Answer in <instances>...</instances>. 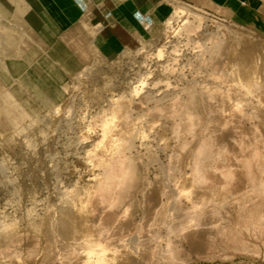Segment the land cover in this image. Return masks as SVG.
Returning <instances> with one entry per match:
<instances>
[{"label": "rangeland", "instance_id": "rangeland-1", "mask_svg": "<svg viewBox=\"0 0 264 264\" xmlns=\"http://www.w3.org/2000/svg\"><path fill=\"white\" fill-rule=\"evenodd\" d=\"M263 67V36L175 3L158 38L88 64L49 109L0 88V264H264V239L248 231L264 214V163L233 142L256 136L264 151ZM101 183L116 190L110 205ZM244 202L257 204L251 226Z\"/></svg>", "mask_w": 264, "mask_h": 264}, {"label": "crops", "instance_id": "crops-1", "mask_svg": "<svg viewBox=\"0 0 264 264\" xmlns=\"http://www.w3.org/2000/svg\"><path fill=\"white\" fill-rule=\"evenodd\" d=\"M175 3L264 37V0H0V88L25 110L49 109L88 64L158 38Z\"/></svg>", "mask_w": 264, "mask_h": 264}, {"label": "bare ground", "instance_id": "bare-ground-1", "mask_svg": "<svg viewBox=\"0 0 264 264\" xmlns=\"http://www.w3.org/2000/svg\"><path fill=\"white\" fill-rule=\"evenodd\" d=\"M179 11L180 12H183V10L182 9H179ZM188 15H189V13H188ZM193 26V25H192ZM189 27H190V25H189ZM190 29V28H189ZM191 29H193V27L191 28ZM242 40V39H241ZM258 54V53H257ZM241 63V62H240ZM239 64V63H238ZM237 67V66H236ZM264 68V67H263ZM247 77V79L250 81L251 79H253V77H255V78H258V76L257 75H254V76H252V75H247L246 76ZM243 80V79H242ZM255 80V79H254ZM257 80V79H256ZM261 81V80H260ZM249 88V87H248ZM247 90V89H246ZM260 90V89H259ZM263 90V89H262ZM261 90V91H262ZM264 91V90H263ZM258 92V91H257ZM259 93V92H258ZM263 99V98H262ZM119 101V100H118ZM264 101V100H263ZM262 102V101H261ZM263 103V102H262ZM264 104V103H263ZM172 105V104H171ZM173 106V105H172ZM241 106V105H240ZM165 108H167V107H165ZM164 108V109H165ZM168 108H169V106H168ZM164 109L162 108V112H166V110L168 111H170V109H165V111H164ZM173 109H174V107H173ZM172 110V109H171ZM119 112V111H118ZM236 113H238V112H236ZM120 115V114H119ZM234 115V114H233ZM239 116V115H238ZM235 117V116H234ZM114 118V117H113ZM196 117H194V118H191V119H195ZM199 119V118H198ZM190 120V119H189ZM196 121H197V119H196ZM200 121H201V119H200ZM106 122V121H105ZM110 122H111V120H110ZM212 122V121H211ZM229 123H227L228 124V126H229V124L231 125V126H236V123H235V121L231 118V120H229L228 121ZM108 123V122H107ZM244 123V122H243ZM114 124V123H113ZM211 124H213V123H211ZM224 124V123H223ZM227 124L225 125L226 127H227ZM125 125V124H124ZM192 125H193V123H192ZM208 125H209V122H208ZM215 125V124H214ZM239 125H240V123H239ZM245 125V124H244ZM206 126V125H205ZM205 126H204V128H205ZM252 126H250V128H251ZM211 128V127H210ZM210 128L208 129V131H209V133H210ZM212 128H214V126L212 127ZM211 128V129H212ZM206 129H207V126H206ZM216 129V128H215ZM264 129V128H263ZM228 130V129H227ZM248 129H246V132H248L247 131ZM254 131H256V130H253L252 132H254ZM216 132V131H215ZM257 132H259V131H257ZM251 133V132H250ZM252 134V133H251ZM230 135V134H229ZM228 135V136H229ZM254 135V134H253ZM217 136H219V134L217 135ZM232 136V135H231ZM113 137V136H112ZM226 137V136H225ZM263 137H264V135H263ZM210 138V137H209ZM223 138H224V134H223ZM208 139V138H207ZM261 139V138H260ZM217 140V139H216ZM220 140H223V139H220ZM263 140L264 139H262V141L261 142H263ZM234 142V145H239L240 147H241V149H243V151H245V149H246V151H247V149L249 148V151H248V158H245V159H248L249 160V163L250 164H253V165H255L254 163L258 160L259 162H262V163H264V151L262 152L261 151V149H262V147H260L259 145H262L261 143L260 144H258L259 142H260V140L256 137V136H251L250 137V135H248V134H245V133H242V134H239L238 135V137L237 138H235V140L233 141ZM218 143H220V141H218ZM264 144V143H263ZM230 145V144H229ZM202 146H203V144H202ZM211 147V146H210ZM204 148V147H203ZM238 151H240V149H237ZM204 152V151H203ZM236 153V152H235ZM241 154H243L242 153V151H241ZM120 156V155H119ZM98 157V156H97ZM121 157V156H120ZM200 157V156H199ZM119 158V157H118ZM124 159V158H123ZM123 159H122V161H123ZM234 160V159H233ZM121 162V161H120ZM234 162V161H233ZM244 162V161H243ZM248 162V161H247ZM246 162V163H247ZM122 163V162H121ZM124 163H125V161H124ZM238 164V163H237ZM243 164V163H242ZM242 164H240L239 163V165H242ZM114 165H115V163H114ZM127 164H125V166H126ZM226 165H228V164H226ZM256 172L258 173L259 172V174H262V175H260L261 176V178H260V180H259V182H257V183H259L258 184V186L260 187V188H257V189H261L262 188V186H263V184L264 183H262V181L264 182V180H263V177H264V165H262L261 163L258 165V162H256ZM199 166V165H198ZM236 166V165H235ZM246 166V165H245ZM250 166V165H249ZM121 167V166H120ZM119 167V168H120ZM123 167V166H122ZM122 167H121V169H122ZM202 167V166H201ZM228 167V166H227ZM226 167V168H227ZM243 167V166H242ZM203 168V167H202ZM224 168V167H223ZM239 168H240V166H239ZM254 168V167H253ZM253 168H251V169H253ZM238 168H236V170H237ZM243 169H245V168H243ZM116 170V169H115ZM229 170V169H228ZM230 170H231V167H230ZM229 170V171H230ZM235 170V173L238 171H236ZM246 170V169H245ZM125 171V170H124ZM239 171H242V173L243 174H245L244 172H243V170L241 169H239ZM119 172H121L120 170H119ZM118 172V173H119ZM231 172V171H230ZM230 172L228 173V175L227 176H229L230 175ZM248 172V171H247ZM256 172L255 171H253V173H255L256 174ZM124 173H126V172H124ZM238 173V172H237ZM106 174V173H105ZM240 174V173H239ZM127 175H128V173H127ZM126 175V176H127ZM132 175V174H131ZM247 175V174H246ZM252 175V174H251ZM124 176V174H123V172H121V174L119 173L118 175H117V177H123ZM129 176V175H128ZM219 176V175H218ZM226 176V177H227ZM240 176V175H239ZM249 176V175H248ZM231 177V176H230ZM230 177H229V179H230ZM233 177V176H232ZM237 177V176H236ZM241 177H242V175H241ZM244 177V176H243ZM244 179V178H243ZM104 180V179H103ZM123 180H124V178H123ZM231 180V179H230ZM240 180V179H239ZM238 180V181H239ZM246 180V179H245ZM122 182V181H121ZM245 182V181H244ZM123 183V182H122ZM246 183H247V181H246ZM245 183V184H246ZM256 183V184H257ZM102 184V183H101ZM120 185V183L117 181L116 183H115V187L116 188H118V186ZM255 186V185H254ZM257 186V187H258ZM120 187H121V189H122V185H120ZM120 187H119V189H120ZM113 185H112V187H111V185H109V184H102V187H101V189H100V191H101V193L102 192H106L107 193V195H108V197H107V199L105 200L104 198H103V194H102V197H101V195H100V197L101 198H103L104 200H102L103 201V204H106V205H110L111 203H112V200L116 197L115 195V188H114V190H113ZM232 188V187H231ZM256 188V187H255ZM233 189V188H232ZM252 189H253V187H252ZM99 190V189H98ZM235 190V189H234ZM251 190V189H250ZM120 191V190H119ZM253 191H255V189L253 190ZM258 191V190H257ZM256 191V192H257ZM262 190H260V192H261ZM235 192V191H234ZM253 193V192H252ZM255 193V192H254ZM117 194H118V192H117ZM127 194V193H126ZM241 194V193H240ZM243 195H244V193H242ZM256 194V193H255ZM74 195V194H73ZM98 195H99V193H98ZM106 195V194H105ZM128 195H129V193H128ZM127 195V196H128ZM126 196V197H127ZM237 196H239V195H237ZM237 196L235 197V198H237ZM241 196L242 195H240V198H241ZM105 197V196H104ZM73 198V197H72ZM124 198V197H123ZM244 198V197H243ZM263 198V197H262ZM117 199V198H116ZM239 199V198H238ZM255 199H257L258 200V198H255ZM74 200V199H73ZM115 200V199H114ZM118 200V199H117ZM127 200H129L128 198H127ZM154 200V199H153ZM237 200V199H236ZM249 200H250V198H249ZM254 200V199H253ZM156 201V200H155ZM248 201V200H247ZM250 202H251V200H250ZM253 202V201H252ZM263 202V201H262ZM119 203V202H118ZM235 203V202H234ZM247 202H244V206H245V204H246ZM249 203V202H248ZM247 203V204H248ZM126 204V203H125ZM247 204H246V208H247V210L244 212V207H243V211L242 212H240V209H239V212H238V214H241V213H243L242 215H243V219H242V217L241 216H239V215H237L238 216V218L239 217H241V220H243L242 222H243V224L244 223H246V222H251V220L254 218H256V217H259V216H257L256 214H255V212H256V210L255 209H252V207H253V205H255L256 204V202H255V204H251L252 206H250V207H248L247 206ZM156 205V204H155ZM231 205H234V204H231ZM262 205V204H261ZM238 206V205H237ZM240 206V207H241ZM255 207H257V204H256V206ZM254 207V208H255ZM157 208V207H156ZM239 208V207H238ZM125 208H123V210H124ZM215 209V208H214ZM257 209V208H256ZM259 209V208H258ZM262 209V208H261ZM261 209H260V211H261ZM152 210H154V209H152ZM119 211H120V209H119ZM122 211V210H121ZM195 211V210H194ZM258 211V210H257ZM123 212V211H122ZM191 212H192V210H191ZM191 212H186V213H188L189 215H193ZM198 212V211H197ZM202 212V211H201ZM175 213V212H174ZM186 213H184L183 215H186ZM205 213L206 214H208L206 211H205ZM257 213V212H256ZM261 212H258V215L260 214ZM151 214V213H150ZM198 214V213H197ZM215 214V213H214ZM220 214V213H219ZM195 215H196V212H195ZM216 215V214H215ZM214 215V216H215ZM255 215H256V217H255ZM261 215V214H260ZM213 216V215H212ZM211 215H208V219L210 220V221H214L215 220V218H213ZM181 217V216H180ZM185 217V216H184ZM187 217H188V215H187ZM190 217V216H189ZM188 217V219H190ZM196 217V216H195ZM216 217V216H215ZM218 217V216H217ZM199 218H201V217H199ZM198 218V220L200 221V219ZM263 218V221H260L261 219ZM181 219H184L183 218V216L181 217ZM197 219V218H196ZM115 220V219H114ZM113 220V221H114ZM198 220L196 221V222H198ZM202 220H204V218L202 219ZM208 220V221H209ZM231 220V219H230ZM241 220H240V223L242 224V222H241ZM125 221V220H124ZM123 221V222H124ZM186 221V220H185ZM191 221V220H190ZM205 221V220H204ZM252 221H254V220H252ZM122 222V221H121ZM188 222V221H187ZM191 222H193V221H191ZM115 223V222H114ZM124 223H126V222H124ZM180 223V222H179ZM204 223V222H203ZM255 226L253 227V228H250L248 231H249V234H250V236H253V237H257V238H263L264 239V214H263V216H260L259 218H256V220H255ZM246 224H249L250 225V223H246ZM125 224H121V227L123 226V228L125 227L124 226ZM180 225H181V223H180ZM245 225V224H244ZM197 226V225H196ZM221 226V225H220ZM228 226V225H227ZM246 226V225H245ZM251 226V225H250ZM252 226H253V224H252ZM73 227V226H72ZM72 227H71V225H70V229H72ZM222 227V226H221ZM186 228V227H185ZM247 228H249L248 226H247ZM63 228H61L60 229V231L62 230ZM125 229H126V227H125ZM184 229V228H183ZM194 229H199V228H194ZM201 229H206V228H202L201 227ZM225 229V228H224ZM228 229H229V227H228ZM231 229V228H230ZM64 230V229H63ZM63 230L61 231V232H63ZM119 230V229H118ZM188 230V229H187ZM193 230V229H192ZM220 230V229H219ZM226 230L227 229H225L224 231H225V233H229V232H226ZM233 230V229H232ZM69 231V230H68ZM68 231L66 230L65 232H67L68 233ZM71 231V230H70ZM74 230L72 229V232H73ZM186 231V230H185ZM189 231V230H188ZM191 231V230H190ZM208 231V230H207ZM210 231H212V229H210ZM214 231V230H213ZM217 231V230H216ZM228 231V230H227ZM231 231V230H230ZM235 231H237V230H235ZM246 231V230H245ZM193 232V234L195 233L194 232V230L192 231ZM199 232V231H198ZM197 232V233H198ZM203 232V231H202ZM206 232V231H205ZM247 232V231H246ZM207 233V232H206ZM65 234V233H64ZM70 234V233H69ZM200 234V233H199ZM205 234V233H204ZM67 235V234H66ZM72 235H73V237H72V239L71 240H73L74 239V237H75V233L73 234L72 233ZM190 235V234H189ZM192 235V234H191ZM190 235V236H191ZM230 235H233L232 234V232L230 233ZM234 235H235V233H234ZM238 236H239V238H233V237H230V238H233L234 239V241H233V244L234 245H232V246H236V242H235V240H237L238 242H237V244L239 243L240 244V242H241V239L243 240V236L240 234H237ZM69 235H67V237H68ZM189 236V237H190ZM202 236V235H201ZM249 236V235H248ZM8 237H10V235H8ZM188 237V236H187ZM229 237V235L227 234V238ZM234 237H237L236 235L234 236ZM36 238H37V236H36ZM158 238V237H157ZM191 238V237H190ZM202 238H204V236L202 237ZM233 239H231V240H233ZM76 240H78L77 238H76ZM140 240V239H139ZM191 240V239H190ZM230 241V240H229ZM240 241V242H239ZM260 241V240H259ZM69 242H71V241H69ZM196 243L198 242L197 240L195 241ZM231 242V241H230ZM245 242L246 241H244V243H243V246H244V244H245ZM66 243H68V241L66 242ZM65 243V244H66ZM72 243V242H71ZM158 243V242H157ZM194 243V242H193ZM199 243V242H198ZM197 243V244H198ZM247 243V242H246ZM63 244H64V242H63ZM200 244V243H199ZM198 244V245H199ZM238 244V245H239ZM252 244V243H251ZM197 245V246H198ZM247 245V244H246ZM246 245H245V247H246ZM69 246V245H68ZM242 247V245L240 244L239 245V247ZM249 246H250V244H249ZM254 246H256L257 247V245H255L254 244ZM71 247H73V245L71 246ZM156 247V246H155ZM200 247H201V245H200ZM200 247H198V249L200 248ZM203 247H204V245H203ZM202 247V248H203ZM215 247V246H214ZM238 247V246H237ZM238 247V248H239ZM256 247H255V249H256ZM69 248V247H68ZM154 248V247H153ZM156 248H158V247H156ZM228 248V247H227ZM247 248H249L248 246H247ZM251 248V247H250ZM252 248H254V247H252ZM258 248V247H257ZM80 249V248H79ZM178 249V248H177ZM201 249V248H200ZM235 249V248H234ZM241 249H243V248H241ZM153 250V249H152ZM155 250V249H154ZM171 250V249H170ZM236 250H237V248H236ZM239 250H240V248H239ZM254 250V249H253ZM92 251H93V249H92ZM98 251V250H97ZM100 251V250H99ZM157 251H159L158 249L156 250V254H157ZM172 251H174V250H171V252ZM256 251V250H255ZM171 252H170V255H171ZM175 252V251H174ZM201 252V251H200ZM72 253V252H71ZM79 253V252H78ZM101 253V252H100ZM153 253V252H152ZM176 253V252H175ZM155 254V255H156ZM158 254H160V252L158 253ZM174 254V253H173ZM177 254V253H176ZM70 255H72V254H70ZM129 255V254H128ZM127 255V256H128ZM148 255H150L149 253H148ZM95 256H96V254H95ZM101 256V255H100ZM122 256H124V254L122 255ZM158 256V255H157ZM71 257V256H70ZM84 257V256H83ZM104 257V256H103ZM102 258V257H101ZM152 258H153V256H152ZM168 258V257H167ZM88 259V258H87ZM87 259H85V260H87ZM151 259V258H150ZM153 259H156V258H153ZM152 259V260H153ZM169 259H170V257H169ZM173 259V258H172ZM184 259V258H183ZM93 260H94V258H93ZM96 260V259H95ZM105 260V259H104ZM104 260L102 261V262H104ZM156 260H158V259H156ZM176 260V259H175ZM100 262V260H96V264H98V263ZM154 262H155V260H154ZM164 262V261H163ZM59 263V262H58ZM87 263V262H86ZM85 263V264H86ZM105 263V262H104ZM51 264V263H50ZM53 264V263H52ZM106 264V263H105Z\"/></svg>", "mask_w": 264, "mask_h": 264}]
</instances>
